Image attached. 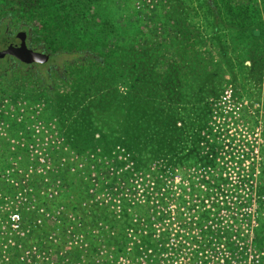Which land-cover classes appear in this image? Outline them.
<instances>
[{"label": "trees", "instance_id": "16d2710c", "mask_svg": "<svg viewBox=\"0 0 264 264\" xmlns=\"http://www.w3.org/2000/svg\"><path fill=\"white\" fill-rule=\"evenodd\" d=\"M200 2L212 21L215 44L220 42V25L234 28L246 36L242 44L248 54H256L251 63L264 65L262 24L255 26L251 14L245 13L239 25L232 19L238 7L235 12L225 7L226 18L235 22L227 26L221 0ZM106 3L0 0V7L14 8L11 17L36 22L32 36L45 46V79L33 72L29 80L45 92L54 114L61 113L62 128L76 132L66 139L78 153L56 166L53 156L46 157L50 166L45 168L44 206L30 208L33 232L44 230L39 220L45 218V264H176L178 252L187 250L188 238L174 236L173 218L164 213L175 196V166L200 164L207 174H214L215 143L209 145L210 157H201L200 132L211 115L210 102L226 83L224 69L235 64L225 55L224 66L209 64L185 0H163L160 13H151V27L146 26L149 20L136 18L133 25H122L123 16L108 11ZM155 24H160V31ZM228 75L237 89L235 75ZM100 130L104 135L95 138ZM117 144L129 154V166L114 157L119 174L112 178L126 181L94 185L89 166H78L89 163V157L79 152ZM242 172L241 184L252 178ZM104 192L113 195L108 193V202L102 200ZM21 220H26L24 215ZM259 239L262 244L263 228L255 243ZM198 250L192 251L193 259Z\"/></svg>", "mask_w": 264, "mask_h": 264}, {"label": "rangeland", "instance_id": "374dc122", "mask_svg": "<svg viewBox=\"0 0 264 264\" xmlns=\"http://www.w3.org/2000/svg\"><path fill=\"white\" fill-rule=\"evenodd\" d=\"M185 1L191 7L189 19L199 26L201 49L209 64L224 66L225 55L235 66L224 69L226 83L221 94L210 102L211 115L200 132L201 157H210L209 145L215 143L214 174H207L200 164L175 166V196L170 209L164 213H170L173 218L174 236L188 238L187 250L178 252L176 264H264V241L261 244L259 239V244L255 243L258 229H264V65L251 63L250 58L256 54H248L242 44L246 36L233 31L234 28L226 30L220 25V42L215 44L212 21L205 17L206 10L201 8L204 6L200 0ZM221 1L225 5L222 10L227 26L235 22L240 25L247 13L253 17L255 26L264 27V0ZM161 5L163 0H107L106 3L108 11L123 16L122 25H133L135 18L150 23V16L154 18L160 13ZM225 7H233L234 12L238 7L232 16L235 22L226 18ZM32 23L36 26V22ZM149 23L147 27H151L152 22ZM155 28L160 31V24H155ZM228 73L235 75L233 83H237V89L230 84L232 79ZM102 131L94 133L95 138L104 135ZM75 133L62 128L61 113L54 114L45 92L38 90L31 79L10 87L0 85V264H45V218L39 220L44 223V230L33 232L34 217L30 208L44 206L48 156L54 157L51 163L56 166L68 161L66 156L78 153L66 139ZM122 148L117 144L79 152L87 160L89 157L90 162H78V166L81 170L89 166L94 185H108L112 174L117 171L119 174V170H114V157L124 161L125 167L129 166V154ZM35 171L36 179L33 178ZM242 171L252 178L241 184ZM202 177L209 181L202 182ZM114 181L123 184L126 180L117 176ZM133 183L134 189H138ZM108 193L104 192L103 201L113 197ZM17 214L26 218L21 220L19 229V222L12 221ZM195 248L200 249L197 259L192 257Z\"/></svg>", "mask_w": 264, "mask_h": 264}, {"label": "flooded vegetation", "instance_id": "af4514ba", "mask_svg": "<svg viewBox=\"0 0 264 264\" xmlns=\"http://www.w3.org/2000/svg\"><path fill=\"white\" fill-rule=\"evenodd\" d=\"M12 8L0 7V85L6 87L29 80L33 72L45 79V46L32 36V22L8 15Z\"/></svg>", "mask_w": 264, "mask_h": 264}, {"label": "built area", "instance_id": "2783aa9c", "mask_svg": "<svg viewBox=\"0 0 264 264\" xmlns=\"http://www.w3.org/2000/svg\"><path fill=\"white\" fill-rule=\"evenodd\" d=\"M14 217V218H13ZM13 217H12V221L13 222H19V225L17 226V229H19L20 228V226H21V216H20V214H17V215H13Z\"/></svg>", "mask_w": 264, "mask_h": 264}, {"label": "water", "instance_id": "95a60500", "mask_svg": "<svg viewBox=\"0 0 264 264\" xmlns=\"http://www.w3.org/2000/svg\"><path fill=\"white\" fill-rule=\"evenodd\" d=\"M47 61V57L45 56V62Z\"/></svg>", "mask_w": 264, "mask_h": 264}]
</instances>
